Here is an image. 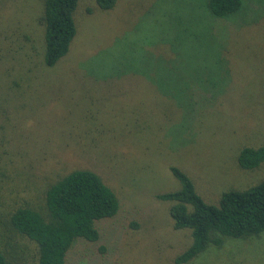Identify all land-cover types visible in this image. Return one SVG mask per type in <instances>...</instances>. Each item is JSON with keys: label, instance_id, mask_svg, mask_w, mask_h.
Here are the masks:
<instances>
[{"label": "rangeland", "instance_id": "rangeland-1", "mask_svg": "<svg viewBox=\"0 0 264 264\" xmlns=\"http://www.w3.org/2000/svg\"><path fill=\"white\" fill-rule=\"evenodd\" d=\"M206 4L76 0L68 51L46 66L42 0H0L2 219L39 203L59 175L88 168L119 210L99 221L98 241L72 245L66 264H175L191 236L157 197L180 186L171 165L214 204L264 178V161L237 162L243 146L264 144V0L220 17ZM13 236L0 222V241ZM183 264H264V232L227 237Z\"/></svg>", "mask_w": 264, "mask_h": 264}, {"label": "trees", "instance_id": "trees-1", "mask_svg": "<svg viewBox=\"0 0 264 264\" xmlns=\"http://www.w3.org/2000/svg\"><path fill=\"white\" fill-rule=\"evenodd\" d=\"M115 1L96 0L102 9L110 8ZM42 3L38 20L43 26V62L52 66L66 54L76 33V0ZM240 5L241 0H207L206 4L218 17L238 10ZM263 161L264 144L243 146L237 154L238 165L244 169L255 168ZM169 169L180 186L157 197L171 201L168 213L173 227L188 228L191 236L187 247L173 258L175 264L186 263L210 244L221 245L227 237L246 238L264 232V178L241 189L224 190L214 204L204 201L178 166ZM41 192L42 200L36 205L24 200L5 213V218L0 217V222L6 220L14 233L12 242L0 241V264H66L72 245L77 240L98 241L99 221L114 216L120 205L114 190L88 168L59 175Z\"/></svg>", "mask_w": 264, "mask_h": 264}]
</instances>
